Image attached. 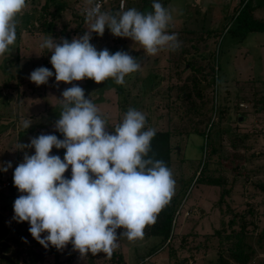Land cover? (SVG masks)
<instances>
[{
  "label": "rangeland",
  "instance_id": "rangeland-1",
  "mask_svg": "<svg viewBox=\"0 0 264 264\" xmlns=\"http://www.w3.org/2000/svg\"><path fill=\"white\" fill-rule=\"evenodd\" d=\"M120 1L108 0L101 10L152 11L153 0H122L123 9ZM240 1L160 0L172 11L168 31L178 34L181 46L155 56L108 28L103 36L92 33L90 43L98 51H124L140 61V70L118 85L111 78L99 84L88 78L57 82L52 52L40 46L48 36L58 43L83 36L89 27L84 16L87 0H27L15 45L0 57V195L9 196L7 183L14 185V170L25 154H35L31 140L59 132L55 125L62 93L78 85L108 121L110 133L129 108L145 114L146 128L169 132L176 181L173 196L179 204L175 232L165 246L157 239L121 241L117 229L119 246L110 256L89 252L82 257L69 243L55 259L48 254L50 244L45 248L30 237L22 245V264H218L220 253L226 257V251L236 248L242 225V245L252 253L249 264H264V191L260 189L264 186V31L232 36ZM263 2L251 0L256 20L264 21ZM39 67L48 68L53 76L37 86L29 77ZM25 119L31 121L27 129L22 126ZM19 144L25 147L18 148ZM5 167L7 171L2 170ZM71 175L69 166L64 176ZM208 179L218 183L208 184ZM17 193L27 195L18 188ZM11 207L10 201L0 202L6 242L16 241L17 230L30 228L29 222L14 219ZM218 230H223L220 238L212 234ZM42 248L47 253L30 262L31 254Z\"/></svg>",
  "mask_w": 264,
  "mask_h": 264
},
{
  "label": "clouds",
  "instance_id": "clouds-1",
  "mask_svg": "<svg viewBox=\"0 0 264 264\" xmlns=\"http://www.w3.org/2000/svg\"><path fill=\"white\" fill-rule=\"evenodd\" d=\"M87 4L84 16L89 27L83 36L60 43L48 36L40 45L52 52L57 82L88 78L99 84L111 78L123 85L126 76L140 70V61L127 52L98 51L90 43L92 33L103 36L105 28L116 37L131 38L150 56L181 46L178 34L168 31L172 11L160 0H153L147 13L129 8L112 14L102 11L96 0ZM26 7L27 0H0V57L11 53ZM52 76L51 70L39 67L29 78L40 86ZM62 96L55 127L64 139L51 134L33 138L29 146L35 154H25L14 170V185L27 193L15 200L14 219L29 222L30 234L45 248L51 244L60 250L71 243L82 257L89 252L110 256L119 246L117 229L122 228L121 237L129 241L143 239L145 228L155 224L174 195L176 181L164 161L149 155L156 131L146 128L144 113L129 108L110 133L108 121L85 98L83 88L73 85ZM30 125L29 119L22 121L24 129ZM53 147L66 149L63 160L50 155ZM69 166L70 179L64 176Z\"/></svg>",
  "mask_w": 264,
  "mask_h": 264
},
{
  "label": "trees",
  "instance_id": "trees-1",
  "mask_svg": "<svg viewBox=\"0 0 264 264\" xmlns=\"http://www.w3.org/2000/svg\"><path fill=\"white\" fill-rule=\"evenodd\" d=\"M264 3V2H263ZM239 9L236 12L235 21H236V27L234 31H232L233 35L235 37L244 38L247 34L254 32V31H264V21L256 20L253 15V6L251 5V0H241L239 2ZM119 9L118 6L116 8ZM112 13V11H109ZM147 13V12H146ZM211 35L217 36V34L211 33ZM219 35V34H218ZM217 70V68H216ZM219 70V68H218ZM199 95V94H198ZM56 136L58 139L63 140L64 136L62 133L57 132ZM170 134L167 131H156V135L151 141V148L152 151L149 153L150 156H152L154 159L162 160L165 162L167 167L171 169V158H170ZM66 154V149H56L53 147L52 152L50 155H58L60 156L61 160H63L64 156ZM208 184L218 183L217 181H214L212 179L207 180ZM9 187L10 192L9 196H3L0 195V202L2 205H4L7 201H10L12 203V209L11 211L14 212V202L15 200L21 195L17 193V187L15 188L14 185L11 186V184L7 183V188ZM260 189L264 191V186H262ZM174 196L171 197L169 203L165 205L161 211L157 215V220L155 224L149 225L145 228V235L143 239L137 240V241H129L125 237H121V233L123 232V229H118V237L121 241L125 242H140L143 240L148 239H157L159 240V243L162 246H165V244H168L171 240V233L173 230V227L175 228V210L178 207L177 203H174ZM220 211V210H219ZM15 214V213H14ZM2 221V224H0V264H22L20 262V257L24 254V251L22 250V245L25 243L24 241L32 235L29 232V229L21 230L20 232L17 230L16 235L17 239L12 238L10 241H5V235L7 234V227L3 225V219L0 218ZM229 224H233V222H230ZM245 225H242V230L240 234H237V246L234 250L226 251V257L223 255L224 253H220L218 257V264H230V262H233L234 264H249L251 261V252L248 250V247L246 244L242 245L243 238L245 236ZM223 230H218L212 233L215 237L220 238V235L222 234ZM264 235V230L261 231ZM47 233H42V237L46 236ZM196 235V234H195ZM214 237V238H215ZM210 235L206 236L205 243L209 241ZM10 242V244H9ZM36 240H34V243ZM12 243H14L15 246H12ZM245 243V242H244ZM260 243V242H259ZM37 244V243H35ZM51 245V244H50ZM203 247L206 248L205 244H203ZM158 249V248H157ZM43 248L41 249V252L38 253H32L31 254V261L33 262L36 257H39L43 254ZM156 251V248H155ZM234 251V252H232ZM62 253V249L58 250L56 247L51 245V248H48V254H52V256L55 259H59V256ZM49 258V257H48ZM37 264V263H36ZM57 264V263H55ZM117 264V263H116Z\"/></svg>",
  "mask_w": 264,
  "mask_h": 264
},
{
  "label": "built area",
  "instance_id": "built-area-1",
  "mask_svg": "<svg viewBox=\"0 0 264 264\" xmlns=\"http://www.w3.org/2000/svg\"><path fill=\"white\" fill-rule=\"evenodd\" d=\"M107 1L108 0H96V3H98L101 6V9H102L107 4ZM124 4H125V2L121 0L120 3H119V8L123 9Z\"/></svg>",
  "mask_w": 264,
  "mask_h": 264
},
{
  "label": "water",
  "instance_id": "water-1",
  "mask_svg": "<svg viewBox=\"0 0 264 264\" xmlns=\"http://www.w3.org/2000/svg\"><path fill=\"white\" fill-rule=\"evenodd\" d=\"M127 110H128V109H124L123 111H124V112H127ZM241 120H242V117H239V118H238V121L240 122ZM0 224H2V221H1V220H0ZM46 253H47V250L44 249L42 255H45Z\"/></svg>",
  "mask_w": 264,
  "mask_h": 264
}]
</instances>
